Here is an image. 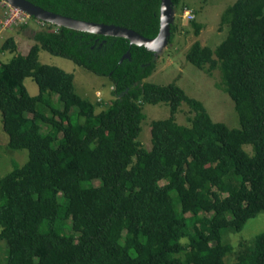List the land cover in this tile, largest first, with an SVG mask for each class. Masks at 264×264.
Wrapping results in <instances>:
<instances>
[{"label": "trees", "instance_id": "1", "mask_svg": "<svg viewBox=\"0 0 264 264\" xmlns=\"http://www.w3.org/2000/svg\"><path fill=\"white\" fill-rule=\"evenodd\" d=\"M27 1L148 39L159 31L160 0ZM171 2L176 11L181 0ZM29 19L40 29L25 55L12 37L0 44V54H13L0 62L6 147L27 154L0 178V263L226 264L230 256L231 264H264V231L235 250L223 242L264 212V0H237L220 17L224 40L214 49L194 41L185 55L197 69L219 71L237 128L213 122L174 83L145 82L156 68L152 50ZM189 22L198 37L202 26ZM176 31L172 21L166 46ZM41 50L105 77L113 98L80 96L72 74L39 62ZM182 103L186 126L175 121ZM146 104L169 109L150 123L149 149L138 141Z\"/></svg>", "mask_w": 264, "mask_h": 264}, {"label": "rangeland", "instance_id": "2", "mask_svg": "<svg viewBox=\"0 0 264 264\" xmlns=\"http://www.w3.org/2000/svg\"><path fill=\"white\" fill-rule=\"evenodd\" d=\"M237 0H181L179 7L174 11L173 20L177 24V31L171 43L160 50L157 55L156 68L152 74L144 79L147 83L156 85H168L174 83L181 88L186 95L200 101L205 107L213 122H221L229 128L238 127V118L234 110L233 103L229 96L223 92L217 84L221 82L218 70L208 73L200 70L186 61L185 55L194 41H199L202 46L214 49L227 34L226 26L219 31L221 14L226 8L234 4ZM192 9L194 21L202 26L199 36L194 35V29L181 12V6ZM196 12V13H195ZM3 8L0 6V23L3 18ZM36 21L28 20L27 27L20 25L3 29L0 26V44L9 37L16 43V54L25 55L32 40L33 31L40 29ZM13 54L8 52L0 54V62L8 61ZM39 62L62 69L73 75V85L75 92L94 102L99 101L108 104L113 98L112 87L105 77H98L84 71L71 61L53 56L46 51L39 52ZM24 85L30 95H36L38 89L31 78L24 79ZM100 96V97H99ZM100 108H98L99 110ZM144 119L141 122V132L138 141L141 145L149 149L150 123L153 120L166 119L169 116L168 106L165 104L144 105L142 107ZM188 106L182 103L175 114L177 124L186 126ZM7 136L2 130L0 114V178L9 173L14 165H22L27 158L26 151L11 150L6 147ZM245 150H250L249 146H244ZM190 216L189 214L186 215ZM68 224L70 222H67ZM264 231V212L259 213L254 219H250L240 232H225L223 242L228 243L235 250L240 242L250 243L255 236ZM5 241H0V262L6 258ZM230 256L225 258L226 264H231ZM3 263V262H2ZM0 263V264H2Z\"/></svg>", "mask_w": 264, "mask_h": 264}, {"label": "water", "instance_id": "3", "mask_svg": "<svg viewBox=\"0 0 264 264\" xmlns=\"http://www.w3.org/2000/svg\"><path fill=\"white\" fill-rule=\"evenodd\" d=\"M9 5L23 11L29 17H33L39 22L48 23L57 27H65L68 29L97 34L102 36H111L126 39L130 45L144 46L157 54L160 50L166 47L167 40L170 35V23L173 20L174 11L171 0H160L159 4V31L153 39L144 38L135 31L106 24H97L76 20L70 17L62 16L44 10L27 0H1ZM122 58H129L125 55Z\"/></svg>", "mask_w": 264, "mask_h": 264}, {"label": "built area", "instance_id": "4", "mask_svg": "<svg viewBox=\"0 0 264 264\" xmlns=\"http://www.w3.org/2000/svg\"><path fill=\"white\" fill-rule=\"evenodd\" d=\"M0 6L3 8V13H4L0 23L1 28L6 29L12 26L26 24L28 22L29 16L23 11L3 1H0ZM182 15L187 21L193 20L195 18L193 12L189 9H184L182 11ZM40 24L43 23L40 22Z\"/></svg>", "mask_w": 264, "mask_h": 264}, {"label": "clouds", "instance_id": "5", "mask_svg": "<svg viewBox=\"0 0 264 264\" xmlns=\"http://www.w3.org/2000/svg\"><path fill=\"white\" fill-rule=\"evenodd\" d=\"M188 9V8H187ZM189 10H191L192 11V9H189ZM183 11V10H182ZM113 89V88H112ZM100 101V100H99Z\"/></svg>", "mask_w": 264, "mask_h": 264}, {"label": "crops", "instance_id": "6", "mask_svg": "<svg viewBox=\"0 0 264 264\" xmlns=\"http://www.w3.org/2000/svg\"><path fill=\"white\" fill-rule=\"evenodd\" d=\"M35 95V94H34Z\"/></svg>", "mask_w": 264, "mask_h": 264}]
</instances>
